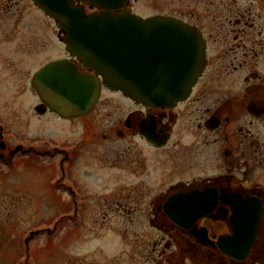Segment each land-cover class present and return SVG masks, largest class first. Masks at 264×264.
Instances as JSON below:
<instances>
[{"label":"flooded vegetation","instance_id":"af4514ba","mask_svg":"<svg viewBox=\"0 0 264 264\" xmlns=\"http://www.w3.org/2000/svg\"><path fill=\"white\" fill-rule=\"evenodd\" d=\"M72 3L86 13L114 16L118 23L135 15L194 29L204 53L202 73L187 97L157 105L110 90L66 51L31 75L27 95L34 103L31 108L24 107L25 81L12 83L15 90L9 94L11 80L0 78V109L6 114L0 115V163L12 165L14 156L22 155V164L32 157L70 169L82 161L92 194L80 191L66 174L46 178L50 187L65 190L66 208L59 216L74 226L82 224L90 201L105 199L98 188L108 177L135 180L128 190L133 200L150 196L145 208L123 210L125 215L142 217L152 240L128 256L117 244L115 264H264V0ZM51 60L72 63L97 82L98 97L85 112L62 115L41 93V83L32 86V77ZM30 118L42 127L62 124L56 133L63 139L24 135L31 128ZM13 121L23 130L11 129ZM90 152L96 158L89 157ZM105 158L111 162L100 168ZM138 183L144 186L138 189ZM153 183L162 186L153 191ZM112 195L122 198L120 190ZM117 206L121 208L120 203ZM55 223L32 228L25 242L42 233L50 235ZM100 229L94 238L102 248L108 232ZM94 259L100 263L103 258Z\"/></svg>","mask_w":264,"mask_h":264},{"label":"rangeland","instance_id":"374dc122","mask_svg":"<svg viewBox=\"0 0 264 264\" xmlns=\"http://www.w3.org/2000/svg\"><path fill=\"white\" fill-rule=\"evenodd\" d=\"M58 33L56 23L36 8L32 1L0 0V73L3 74L0 78L4 81L5 78L11 80L7 83L9 94L15 90L16 85L11 87L12 83L18 82V79L25 81V108H31L34 104L27 98L28 91L31 92L29 84L31 75L48 59L65 55ZM108 95L105 92L103 97ZM0 115L2 118L6 117L1 109ZM27 121L30 122L31 128L25 132L26 136L63 139L56 133L62 124L50 123L49 126L42 127L31 118ZM10 127L23 130L18 121H13ZM88 156L96 158L97 155L90 152ZM20 158L22 155L14 156V163L10 164L11 166L0 163V264H102V262L115 264V256H119L117 244L120 252H124L123 256L139 250V245L144 249V245L150 246L152 237L147 235L145 223L141 222L142 217L133 212L125 215L123 210L145 208L146 200L150 196L148 194L145 199L140 198L138 202L133 200L132 193L128 190L135 180L122 175V179L117 182L108 177L104 185L98 188L106 195L105 199L90 201L83 212L82 224L74 226L59 216L66 208L62 194L65 190L59 191L54 186L50 187L51 182L46 178L55 173L66 174L80 191L92 194L94 189L87 185L81 171L84 169L83 162L79 160L70 169H66L65 166L60 168L57 164L43 162L40 159L33 160L32 157L23 160L22 164ZM91 158L89 161L94 166ZM109 162L111 161L103 159L101 164L99 163L100 168L106 167ZM42 178L45 181H42ZM136 186L140 189L144 185L138 183ZM161 186L153 183L150 188L154 191ZM116 190H120L122 198H114L112 194ZM117 203L121 204L120 210ZM50 223L57 225L54 232L50 235L42 233L25 242L24 236L32 228ZM102 227L106 228L104 232L109 233L105 234V237H108L105 238V243H101L103 249L98 246V238H94ZM140 232L145 233L137 238ZM107 245L112 247L107 248ZM68 246L71 247L67 251ZM94 257L103 259L97 263Z\"/></svg>","mask_w":264,"mask_h":264},{"label":"water","instance_id":"95a60500","mask_svg":"<svg viewBox=\"0 0 264 264\" xmlns=\"http://www.w3.org/2000/svg\"><path fill=\"white\" fill-rule=\"evenodd\" d=\"M32 1L59 21L71 56L95 70L106 87L138 102L157 105L184 99L202 73L201 42L198 33L186 25L133 15L118 23L111 15H87L72 0ZM34 78L33 84L36 79L41 83V93L62 115L85 112L99 94L94 78L63 60L48 63Z\"/></svg>","mask_w":264,"mask_h":264}]
</instances>
